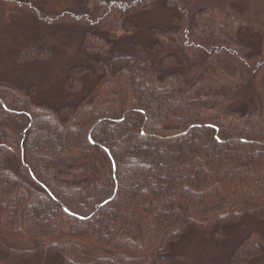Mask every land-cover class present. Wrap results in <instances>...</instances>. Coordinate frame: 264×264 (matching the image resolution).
Wrapping results in <instances>:
<instances>
[{
  "label": "trees",
  "instance_id": "1",
  "mask_svg": "<svg viewBox=\"0 0 264 264\" xmlns=\"http://www.w3.org/2000/svg\"><path fill=\"white\" fill-rule=\"evenodd\" d=\"M156 1L80 0L78 17L90 25L81 47L92 68L72 76L96 84L74 104L54 109L35 102L34 87L0 84L7 255L43 264H176L186 235L221 242L245 217L264 224V51L250 54L237 36L260 29L216 9L188 16L177 6L190 0H167L180 17L150 31L149 49L175 55L155 68L148 52L115 48L136 33L131 17ZM176 52L191 75L169 72ZM228 52L241 57L248 78L225 71L220 54ZM246 79L259 107L228 111ZM28 240L35 244L22 252L4 242ZM263 252L264 234L254 229L229 263L249 264Z\"/></svg>",
  "mask_w": 264,
  "mask_h": 264
},
{
  "label": "rangeland",
  "instance_id": "2",
  "mask_svg": "<svg viewBox=\"0 0 264 264\" xmlns=\"http://www.w3.org/2000/svg\"><path fill=\"white\" fill-rule=\"evenodd\" d=\"M166 1L157 0L153 9L134 14L131 22L137 28L136 33L122 38L116 43L115 49L134 47L148 52L155 68L164 57L175 55V51L165 48L157 52L149 49L154 42L150 31L165 30L170 27L172 15L180 17L177 11L166 7ZM79 4L80 0H0V84L34 87L35 102L54 109L74 104L92 91L95 79L86 75L72 76L74 70L92 68V59L81 47L84 35L90 31V25L78 17ZM177 7L188 16L203 9H216L235 15L239 24L260 29V32H237V36L249 47L250 54L264 51V0H190L188 4ZM41 49L44 52L37 58L21 60L25 55ZM220 57L225 58L224 69L227 73H234V69L238 68L239 73H236L243 72L246 75L247 71L240 65V56L228 52L221 53ZM176 60L174 68L169 69L171 75H191L192 66L184 61L181 53L176 52ZM201 62L202 59H199L193 64L194 67L200 68ZM259 102L252 80L246 79L245 85L236 92L227 110L243 108L251 112L259 107ZM90 171L93 173L91 168ZM254 229L264 234L263 223L245 217L221 242L204 240L193 234L186 235L175 246V253L180 257L176 264H230L231 252ZM4 242L14 252L29 250L35 244L33 240ZM0 264L43 262L37 256H9L0 249ZM51 264L58 263L53 261ZM249 264H264V252Z\"/></svg>",
  "mask_w": 264,
  "mask_h": 264
}]
</instances>
